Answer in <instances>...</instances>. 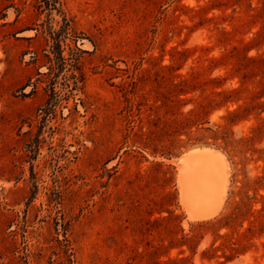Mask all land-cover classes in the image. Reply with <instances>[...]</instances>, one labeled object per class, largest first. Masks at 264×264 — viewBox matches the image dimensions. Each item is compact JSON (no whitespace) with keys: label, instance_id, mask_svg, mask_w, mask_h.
I'll return each instance as SVG.
<instances>
[{"label":"rangeland","instance_id":"obj_1","mask_svg":"<svg viewBox=\"0 0 264 264\" xmlns=\"http://www.w3.org/2000/svg\"><path fill=\"white\" fill-rule=\"evenodd\" d=\"M38 4L0 0V264H264V0ZM204 147L226 194L194 219Z\"/></svg>","mask_w":264,"mask_h":264},{"label":"bare ground","instance_id":"obj_2","mask_svg":"<svg viewBox=\"0 0 264 264\" xmlns=\"http://www.w3.org/2000/svg\"><path fill=\"white\" fill-rule=\"evenodd\" d=\"M221 154L204 147L190 150L182 158V201L194 219L213 216L226 194L227 170Z\"/></svg>","mask_w":264,"mask_h":264},{"label":"trees","instance_id":"obj_3","mask_svg":"<svg viewBox=\"0 0 264 264\" xmlns=\"http://www.w3.org/2000/svg\"><path fill=\"white\" fill-rule=\"evenodd\" d=\"M39 2L38 4V8H41L42 6H45L46 8H49V9H56L58 4H60V0H37ZM42 2V4H41ZM264 35V25L263 27L257 32L256 36L253 38L252 40V43L253 42H256L258 41V39L260 37H263ZM57 45L60 46V43H57ZM248 59H251L252 61H263L264 60V57L263 56H255V57H250ZM240 90L238 89H232V90H229V91H222V92H219L218 95H224L227 97L226 101L228 100H231V101H236L234 99H228L230 98L233 94H238ZM257 105H259L258 103H251V104H248L246 103L245 105H238L237 108H235L234 110L232 111H229L228 114L230 116H235V115H238L239 112L241 111H244V110H247L249 109L250 107L251 108H254V107H257ZM263 122H264V119H263ZM185 259L184 258H173V259H169L168 260V263H172V264H185Z\"/></svg>","mask_w":264,"mask_h":264}]
</instances>
